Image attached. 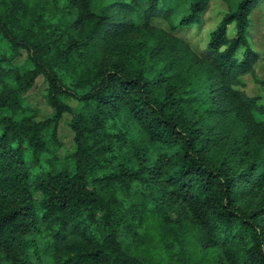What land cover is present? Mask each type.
<instances>
[{
  "label": "trees",
  "instance_id": "16d2710c",
  "mask_svg": "<svg viewBox=\"0 0 264 264\" xmlns=\"http://www.w3.org/2000/svg\"><path fill=\"white\" fill-rule=\"evenodd\" d=\"M223 1L206 61L152 20L201 24L211 0H0V264H155L139 250L163 248L167 219L159 235L150 219L168 204L184 212L191 264H264V202L241 205L264 187V105L238 88L255 74L247 30L264 0ZM117 43L128 47L109 62ZM22 48L25 72L9 66ZM39 74L55 109L42 121L20 99ZM65 112L73 173L55 171L44 139Z\"/></svg>",
  "mask_w": 264,
  "mask_h": 264
},
{
  "label": "rangeland",
  "instance_id": "374dc122",
  "mask_svg": "<svg viewBox=\"0 0 264 264\" xmlns=\"http://www.w3.org/2000/svg\"><path fill=\"white\" fill-rule=\"evenodd\" d=\"M107 0H98V2H106ZM229 12V6L223 0H211L209 7L202 14L203 21L201 24H195L190 26H181L177 30L173 31L170 29L169 24L162 19H153L152 25L158 29L172 32L175 36L184 41L188 42L191 48L197 53L202 59L210 61L213 52L208 48L211 33L217 28L219 23L222 21L224 16ZM236 34V24L232 23L228 27V36L233 38ZM133 40H143L141 33L134 34ZM146 38V37H145ZM247 38L249 46L259 54V60L255 65V74H248L242 77L243 87L239 89L245 90L249 96L259 97L260 103L264 105V2L261 1L256 9L250 15V24L247 30ZM148 43H152L153 39H149ZM136 41V42H137ZM132 45H129V47ZM3 47H6V43L3 42ZM128 47L127 43L116 44L108 48L103 55V58L111 62L115 61L120 56V51ZM132 49V48H131ZM130 52L128 55L137 56L134 52ZM245 47H242L237 56L242 58ZM12 68L18 69L21 72H25L34 68L32 61L29 58L26 49H20L18 55L9 64ZM49 82L43 74H39L33 85L23 92L21 95L22 106L27 111L33 112L35 120L42 121L54 116L55 109L52 107L48 100ZM65 100L72 106L76 107L79 101L72 98L66 97ZM1 114H9L6 110L0 108ZM255 118L258 121H264V113H255ZM73 115L65 112L60 119L56 130L49 129L44 134V139L48 144L51 151L49 156L53 159V167L55 171H62L64 169L70 172H75L76 165L73 158V154L77 150L75 141V131L71 127V121ZM47 157V156H46ZM45 157V158H46ZM251 159V157H249ZM247 164V163H246ZM245 164V165H246ZM111 165V164H109ZM107 166L98 172L99 177L106 175L110 172L111 166ZM241 164L235 169H241ZM115 172H113L114 174ZM264 202V187L260 190H246L243 194L241 205L244 210L251 211L254 207ZM150 203V210H158L155 202ZM165 206V205H164ZM166 220L169 234L165 235L162 241L163 248H155L153 251L147 253V251L139 250V253L146 254L148 257L153 259L155 264H191V258L187 254L186 250L183 251L181 248L182 237L181 229H185L186 225L181 226L180 224L186 221L183 210L179 205L168 204L165 206V211L161 212V215L151 218V229L156 234L162 226V220ZM179 219H181L179 221ZM181 226V227H180ZM176 228L179 230L176 231ZM147 230V227L144 228ZM210 256H205L204 260L210 263ZM198 264H205L204 261H200Z\"/></svg>",
  "mask_w": 264,
  "mask_h": 264
}]
</instances>
